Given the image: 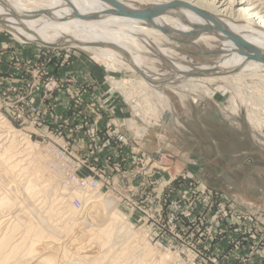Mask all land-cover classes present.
Listing matches in <instances>:
<instances>
[{"label":"rangeland","instance_id":"374dc122","mask_svg":"<svg viewBox=\"0 0 264 264\" xmlns=\"http://www.w3.org/2000/svg\"><path fill=\"white\" fill-rule=\"evenodd\" d=\"M219 46V42L212 40L202 48L213 52ZM193 49L179 51L191 64L214 61L219 56L214 53L210 58H203ZM152 59L148 57L145 63L162 72L167 71L164 62ZM50 78L62 85L86 86L90 91L101 87L104 93L96 94L94 101L101 106L100 110L108 113L106 117L112 120L111 127L122 134L139 135L134 147L124 144L127 161L123 164L118 161V152L109 165H105L99 155V164L110 174L111 181L107 187L91 191L100 197L101 203L115 202V213L123 221L131 222L137 230L135 235L139 234L133 237L132 232L116 230L118 234L114 232L116 235H111L107 241H97L96 248L90 247L93 251L102 249V252L96 250V258L88 251L78 261L68 253L75 264H98L97 259L102 261L100 264H119L123 260L124 264H264V103L255 97L261 93L264 84L258 78L246 76L245 81H237L239 84L229 80L205 83L210 88L209 93L201 87L181 88L163 83L161 91L166 100L162 105L156 95L140 86L130 91L132 95L128 92L130 95L126 97L124 90L114 84V80H133L141 85L142 76L136 71L111 70L90 52L74 46L48 48L39 42H21L0 28V117L15 129L21 143L24 136L36 147L33 152L36 161L42 160L43 174L53 176L52 182L59 185L61 174L44 151L49 141L48 132L57 128L58 123L52 122L45 105L42 109L46 111L47 121L42 126L32 124L26 105L40 103L44 81ZM217 85L221 87L218 89ZM110 96L119 105L114 113L104 105ZM233 98L239 103L237 113L231 111ZM249 98L252 100H246ZM253 100L255 105L251 103ZM250 110L252 117L260 120L258 129L249 120ZM56 111L70 113L62 106ZM105 124L98 126L100 130H105ZM71 137L68 142L72 141ZM88 144V141L73 142L80 150ZM88 166H91L90 162ZM80 171L84 175L90 173L86 167ZM51 188L45 193L48 198H55L50 197V201L46 197L49 202H43L44 206L39 209L42 214L47 213L51 202L56 203L51 211L62 205L58 201L62 195L55 194L56 190L53 192V186ZM76 196L82 200L81 192L79 195L76 190L65 198L72 202ZM33 200V203L27 202L32 210L29 207L27 210L36 216L40 212L35 202L40 199ZM1 211L0 215L3 214ZM98 214L101 217L100 212L87 217L81 215V219L74 217L71 222L77 221L78 226L75 232L81 235L79 228L95 219L98 221ZM53 233L59 240L65 239V243L71 238L69 234ZM72 233L70 235L76 234ZM58 238L52 240L51 247L58 246ZM129 240L135 246L130 257L122 255L128 251ZM61 241L58 247L62 250ZM143 241L152 249L150 253ZM17 254L19 258L22 253ZM30 257H20L24 263L16 256L15 261H11L12 264H29V261L30 264H43L34 263L38 258ZM63 257L65 259L63 255L59 258Z\"/></svg>","mask_w":264,"mask_h":264},{"label":"bare ground","instance_id":"6f19581e","mask_svg":"<svg viewBox=\"0 0 264 264\" xmlns=\"http://www.w3.org/2000/svg\"><path fill=\"white\" fill-rule=\"evenodd\" d=\"M117 1L130 11L147 13L152 23L132 16L113 14L110 10L114 11L116 6L107 0H0V28L7 30L21 42L55 44L60 47L74 46L90 52L96 60L104 62L111 70L136 71L142 76L140 80L142 86L133 80H114V84L124 90L126 97L131 94L132 89L140 86L142 90L151 91L156 95L162 105L166 100L165 94L161 91L163 83L181 88L201 87L205 92L210 91L205 83L213 84L227 80L236 83L244 80L246 76L256 77L264 84V63L240 54L236 43L241 39L246 42L252 54L264 57V0ZM212 40L220 43L218 50L211 52L202 48L203 44L209 45ZM191 47L196 52H200L199 55L203 58H210L214 53L219 56L214 61L204 60L199 64H191L185 60L181 52L179 53L184 48ZM148 57L153 58L154 61L164 62L167 71L162 72L147 65L145 60ZM198 70L205 73L201 76L190 75L191 72ZM219 87L221 86L217 85L218 89ZM255 97L260 103H264V88ZM232 100L231 111L237 113L239 103L235 98ZM246 100L251 101L252 98ZM251 103L255 105L254 100ZM249 120L255 124V129L259 128L260 120L252 117V110ZM14 131L15 129L0 117V133H2L0 134V210L3 213L0 215V264H8L15 256L17 258L19 251L22 253L21 259L30 255L32 259L37 257L34 263L44 264L47 260L46 264H75V260L82 259L88 251L92 252L91 256H96L98 248L93 251L90 247H95L97 241L105 242L111 235L118 234L116 230L132 232L133 237L139 234L137 232L138 234L135 235L137 230L133 229L131 222L123 221L115 213L113 209L115 202L101 203L98 195L93 192L92 194L82 185L80 189L75 190L79 195L81 192L83 204L80 209L74 208L71 200L65 198L68 194L61 193L62 184L53 183V176L43 174L42 160L38 158L36 161L33 152L35 146L24 136L21 143L18 139L19 135L17 136ZM3 138L6 140H2ZM50 185L54 188L53 192L56 190L55 194L62 195L58 200L62 205L56 206L58 208L51 211L56 204L51 202L47 207V213L42 214L39 209H42L43 202L51 197V194L47 193L50 196L48 198L45 193L49 187L51 188ZM86 193L88 195L85 196ZM42 195L45 197L42 198ZM33 199H40L35 202L39 205L38 212H40L36 216L29 211L32 210V206L29 207L30 203H27ZM99 212L101 217L97 215L98 221L95 219L96 221L92 220L93 222L89 223L92 227H88V224L85 227L81 226L80 231L78 230L81 235L75 232L78 226L76 227L75 224L77 221L71 222L74 217L80 218L81 215H95ZM78 225L80 226L81 223ZM49 232L69 234L71 238L65 243L63 241L65 239L61 241L56 233V235L53 233L57 236L54 237ZM72 232L78 235L77 239L74 238L76 234L70 235L73 234ZM127 235L125 233V236ZM55 238H58L56 242L58 246L60 241L63 244L62 250L58 246L51 247L50 243ZM143 243L145 248L149 247L146 241ZM127 244L130 245L128 251L121 254L130 257L131 250H134L132 247L135 246L130 240ZM98 251L102 252V249ZM151 251L149 247L148 253ZM68 253L73 254L76 259L72 260ZM51 254L57 258L51 259L53 256H50ZM62 255L65 259L59 258ZM20 257L17 259L21 260ZM119 259L121 260L122 257ZM119 259L116 260L120 262ZM98 260H96L98 264L102 263ZM119 264H124V260Z\"/></svg>","mask_w":264,"mask_h":264},{"label":"built area","instance_id":"2783aa9c","mask_svg":"<svg viewBox=\"0 0 264 264\" xmlns=\"http://www.w3.org/2000/svg\"><path fill=\"white\" fill-rule=\"evenodd\" d=\"M89 92L86 86L62 85L50 78L44 81L40 103L38 105L26 103L32 124L42 126L47 121L44 117L46 111L42 109L45 105L50 119L51 117L53 119L52 122L58 123L57 128L48 132L49 141L44 151L47 155L49 154L48 157L52 158V162H55V167L61 174L62 194H70L75 189H80V184L90 191L107 187L111 176L103 165L99 164V155L102 156L100 160L105 165H109L113 159H116L118 152V161L123 164L127 161V155H124L123 150L124 144L131 148L139 139L136 133L126 135L112 128L110 123L112 120L104 116L105 111L100 110L101 106L94 100L86 98ZM60 106L70 110V113H57L56 110ZM104 123H106L103 128L105 130L102 131L98 126ZM62 132L65 134L68 132V134L64 136ZM71 135L72 141L68 142L67 139H70L68 137ZM76 140L88 141L89 144L80 150L73 145ZM89 162L91 166H88ZM83 167L88 168L90 172L88 175L81 173L80 170ZM71 203L74 208L82 206V200L77 196Z\"/></svg>","mask_w":264,"mask_h":264},{"label":"water","instance_id":"95a60500","mask_svg":"<svg viewBox=\"0 0 264 264\" xmlns=\"http://www.w3.org/2000/svg\"><path fill=\"white\" fill-rule=\"evenodd\" d=\"M107 1L109 3L115 5L116 8H117V9L115 8L114 11L110 10V12H112L113 14L132 16V17L144 20L146 22H151L152 21V19L150 18V15H148L147 13L130 11L124 5L119 3L117 0H107ZM26 43H28V42H26ZM236 43H237L238 51L240 52V54H242L245 57L250 58L252 60H256V61L264 63V57L252 54L249 51V48H248V45L246 44V42H244L241 39H238L236 41ZM44 46L50 47V48H60V46L55 45V44L54 45H44ZM204 73L205 72H202V71L198 70V71L191 72L190 75H192V76H201Z\"/></svg>","mask_w":264,"mask_h":264},{"label":"crops","instance_id":"0c3cea01","mask_svg":"<svg viewBox=\"0 0 264 264\" xmlns=\"http://www.w3.org/2000/svg\"><path fill=\"white\" fill-rule=\"evenodd\" d=\"M101 92H103L104 93V90L100 87V89L98 88V89H94V90H92V91H90L87 95H86V98L87 99H92V100H94V99H96V94H97V96H98V94H100ZM105 95V94H104ZM107 95H109V93L107 94ZM101 96L102 95H100L99 97H97L98 99H100L101 98ZM116 101H115V99L113 98V96H112V98H111V96H110V98L108 99V100H105V104L104 105H106V107L107 108H111L110 110L113 112V110L115 111L116 109H117V107L119 106H117V104L115 103ZM106 112V111H105ZM114 113V112H113ZM105 116H107L108 115V113L106 112L105 114H104ZM119 115H123V114H119ZM158 118H161V117H159V116H157ZM164 118V117H163Z\"/></svg>","mask_w":264,"mask_h":264}]
</instances>
